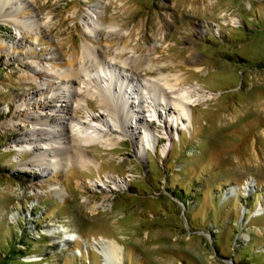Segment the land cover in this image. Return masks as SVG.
I'll list each match as a JSON object with an SVG mask.
<instances>
[{
  "label": "rangeland",
  "instance_id": "374dc122",
  "mask_svg": "<svg viewBox=\"0 0 264 264\" xmlns=\"http://www.w3.org/2000/svg\"><path fill=\"white\" fill-rule=\"evenodd\" d=\"M0 264H264V0H0Z\"/></svg>",
  "mask_w": 264,
  "mask_h": 264
},
{
  "label": "bare ground",
  "instance_id": "6f19581e",
  "mask_svg": "<svg viewBox=\"0 0 264 264\" xmlns=\"http://www.w3.org/2000/svg\"><path fill=\"white\" fill-rule=\"evenodd\" d=\"M102 19H103V17L98 15L96 19L92 18V21H93L92 23L93 24H95V23L99 24L100 21L102 22ZM92 30H93V32L96 31V26H93ZM122 52H123V49H122V51L120 53H122ZM89 55H91V56H89ZM77 60H78L77 58H72V59H69V61L67 62V65H65V63H63L64 72H65L64 77L66 78V80H64V82L61 80L60 84L66 86L68 83H71L73 77H78L80 79V81L85 84V86H94L95 88L100 87V82H99L98 78L97 77H92L93 75H91L92 72L93 73H97V71H98L97 66H98L99 63L101 65L100 61L102 59L100 60V57L98 56L97 51L96 50L94 51L92 47L88 46L87 47V51L83 53V60H82L83 61V65L81 67H77V68L75 67V64H76ZM78 61L80 62V60H78ZM122 62L125 63V65L128 64V66L131 65V66L137 68V66L140 63H142V57L140 55L139 56L133 55L130 58V61H128V62L127 61H122ZM69 67H70V70H69ZM139 67H141V66H139ZM144 73H149V70L144 71ZM44 75H45V72H43V71L36 72V78L43 79ZM124 77L128 79V77H126V76H124ZM109 80H112V79L109 78ZM109 80L105 79V81H107V82ZM128 80H129L128 84L131 83V85H132V79H128ZM52 84H54V83L51 82L50 85L52 86ZM167 84H168V87L170 89V92L175 95L174 101L177 104H179V106H181L182 108L183 107H186V108L189 107L190 108V104H191V100L189 99L190 94L194 93V92L195 93L200 92L197 88H191V90L190 89L183 90L182 88L177 87L176 86L177 84H173V83H170V82L168 83V80H167ZM160 89L162 91L164 90L163 88H160ZM41 90H42V92L44 91L43 89H41ZM100 95L103 96L102 99L100 100L101 101V107L107 111V114L109 115V117H112V114L113 115L116 114V117H118L117 113L114 112V109L111 106V101L109 102V99L107 97H105L104 94L100 93ZM52 99L54 101H57L55 97H52ZM38 103L42 107H48L49 106L45 101H39ZM60 108H62V111H64V109H65V107H60ZM100 116H101V118H103L102 121H104V124H106V126H107L108 121L106 119H104L105 117H103L102 115H100ZM88 117H89V121H92L94 119L97 120V121L101 120V118H98V116L92 115V114H89ZM69 122L72 123L73 121L69 120ZM81 126H84L86 128H93L94 130L93 131H89L87 129H84V130H76V129H74V134H73V138L74 139H73V141L74 140L76 141V151L73 153V156H75L77 158L78 157H84V152H83L82 148L79 147L81 145V141H82L83 144H89L91 141H93L95 138H97V135L99 134L98 130L95 129V126L94 127L91 126L90 123L82 122ZM108 129L109 130H115L114 126L111 128V126H109V124H108ZM52 137H55V136H52ZM49 139L50 138H48L46 140H48V142H49ZM112 142H114L113 139L110 140V143H112ZM44 152L53 153L54 154L53 156H56V155L59 154L58 151L54 152L49 147L46 148ZM36 162H40V164L45 165V162H43L40 158L38 160H36ZM42 170L44 172H47V169L45 167ZM115 257H116V253L113 250L110 253L106 254V258H108L109 260L115 259Z\"/></svg>",
  "mask_w": 264,
  "mask_h": 264
}]
</instances>
